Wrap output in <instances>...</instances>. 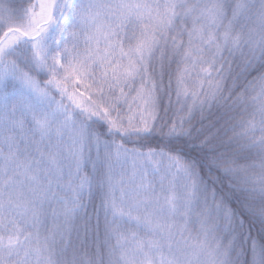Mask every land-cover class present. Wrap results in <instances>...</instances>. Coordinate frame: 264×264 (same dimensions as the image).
I'll return each instance as SVG.
<instances>
[{
  "label": "snow or ice",
  "instance_id": "6c2138e0",
  "mask_svg": "<svg viewBox=\"0 0 264 264\" xmlns=\"http://www.w3.org/2000/svg\"><path fill=\"white\" fill-rule=\"evenodd\" d=\"M0 264H264V0H0Z\"/></svg>",
  "mask_w": 264,
  "mask_h": 264
},
{
  "label": "trees",
  "instance_id": "16d2710c",
  "mask_svg": "<svg viewBox=\"0 0 264 264\" xmlns=\"http://www.w3.org/2000/svg\"><path fill=\"white\" fill-rule=\"evenodd\" d=\"M166 79V78H165ZM165 100H166V98H165ZM89 211H91V208L89 209Z\"/></svg>",
  "mask_w": 264,
  "mask_h": 264
}]
</instances>
